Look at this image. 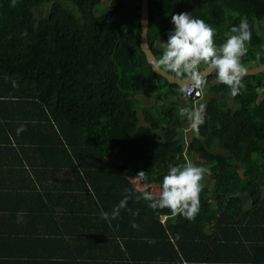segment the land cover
<instances>
[{"label": "trees", "instance_id": "trees-1", "mask_svg": "<svg viewBox=\"0 0 264 264\" xmlns=\"http://www.w3.org/2000/svg\"><path fill=\"white\" fill-rule=\"evenodd\" d=\"M101 2L0 0V161L16 157L0 165V210L39 219L52 213L49 203L63 204L57 215L92 237L71 248L60 237L67 264L113 247L126 264L264 263V72L244 75L233 108L212 96L198 133L183 137L181 87L156 74L139 45L140 0ZM181 12L211 25L217 45L247 19L252 35L241 63L264 62V0H149L156 59ZM210 88L230 91L218 81ZM142 93L153 102L142 103ZM193 154L212 186L203 185L194 220L138 199ZM130 177L146 187L136 190Z\"/></svg>", "mask_w": 264, "mask_h": 264}, {"label": "clouds", "instance_id": "clouds-1", "mask_svg": "<svg viewBox=\"0 0 264 264\" xmlns=\"http://www.w3.org/2000/svg\"><path fill=\"white\" fill-rule=\"evenodd\" d=\"M171 24L173 27L167 40L161 41V54L153 68L173 74L182 81L181 91L189 92L186 85H191V90H203L206 79L201 66L206 65L215 72L216 80L229 88L230 95L236 96L243 87L246 73L241 58L247 54V44L252 35L247 19H241L238 25L232 26L231 34L220 45L214 42L216 30L191 12L173 14ZM181 115L188 119L192 131L198 133L205 121L204 106L182 108ZM22 131L23 127L18 128L17 134ZM206 172L205 167L187 158L184 163L170 164L162 177L158 194L144 190L138 199L147 201L153 210L167 208L174 215L194 220L201 210L200 193ZM138 175L142 180L145 178L143 171ZM127 199L125 196L114 208L113 218L126 207ZM102 215L105 219L109 217L107 212Z\"/></svg>", "mask_w": 264, "mask_h": 264}, {"label": "crops", "instance_id": "crops-1", "mask_svg": "<svg viewBox=\"0 0 264 264\" xmlns=\"http://www.w3.org/2000/svg\"><path fill=\"white\" fill-rule=\"evenodd\" d=\"M160 45L161 42H159V46ZM204 66L206 65H202L201 68ZM215 83H217L216 79L206 82V85L203 88L202 97L195 101L182 98L178 94L175 101L177 112H181V109L185 107L195 108L200 105H203L205 110L208 100L212 96L225 101L231 108L235 107L236 102L233 100L232 95L231 106L226 99V95L229 94L230 91L226 94L212 91L210 87ZM147 103H150V100ZM182 132L183 137L187 134L193 133L188 119L182 128ZM184 141L188 142L189 138L185 137ZM5 155L6 156L3 160L0 161V165L14 162L16 159L15 155ZM196 157L199 159L198 161H201L197 155ZM191 161L194 162L195 160ZM55 191L53 192L54 197L57 196ZM73 200L81 199L76 198ZM39 207L44 209L41 202ZM49 207L52 213L46 214L45 212L43 213V216L39 217V219L32 218L28 213H25V211L9 212L0 210V264H67L63 262L64 256L59 250V247H62V243L60 242L61 236L62 241L70 243V248L72 245H77V247L78 245L90 246V243L87 240H92V237H81V229L78 227L80 222H78V226L68 227V224L57 215L58 212L60 213L64 210L63 204L59 205V203L53 202L49 203ZM44 216L46 221L42 219ZM164 217L165 215H161L162 219ZM113 244L114 243L111 244L110 242L106 243V248L110 250L112 248L111 245L113 246ZM46 246H49V248H56V251L51 250V252H47ZM115 249L116 247H113L110 252H104L102 254L91 253L88 255V253H85L78 256L75 252L74 256H77L78 258L74 263H71L70 261L68 264H126L129 259H127V254L124 255V253H122L124 256L121 257V261L116 262L118 252L114 253Z\"/></svg>", "mask_w": 264, "mask_h": 264}, {"label": "water", "instance_id": "water-1", "mask_svg": "<svg viewBox=\"0 0 264 264\" xmlns=\"http://www.w3.org/2000/svg\"><path fill=\"white\" fill-rule=\"evenodd\" d=\"M148 22H149V0H140V39H139V45L141 50L143 51L147 63H149L152 67V70L164 77L169 83H174L180 87H182V81L178 78H175L173 74H170L168 72L162 71V70H156L153 68V64L156 60V57L149 45L148 42ZM246 73L245 75H254L258 74L260 72H264V62L246 67ZM201 71L206 77L208 74H210L213 70L209 69L207 66H204L201 68Z\"/></svg>", "mask_w": 264, "mask_h": 264}, {"label": "rangeland", "instance_id": "rangeland-1", "mask_svg": "<svg viewBox=\"0 0 264 264\" xmlns=\"http://www.w3.org/2000/svg\"><path fill=\"white\" fill-rule=\"evenodd\" d=\"M109 1H110V0H102L101 3H102V4H107ZM219 95H221V94H219ZM138 99H140L142 103H147V102H149V100H150V103L153 102V98H152V97H151V98L148 97V96L145 95L144 93L140 94V95L138 96ZM151 99H152V100H151ZM226 99L229 101L230 106H231V105H232V101H231V95H230V92H229V94L226 95ZM139 114H140V118H141V117L143 116V115L141 114V111H139ZM142 119H143V118H142ZM187 136H189V134H187ZM219 148H220V146H219V144H217L216 147H215V149H219ZM190 160H199V159L196 157L195 154H193V155H191ZM130 180H131V182H132L134 188H135L136 190H138V191L146 187L145 185H143V184H142L138 179H136V178L130 177ZM202 184L205 185V186H207L210 190H212V189H211V188H212V186H211V180H209V177H208V174H207V173L205 174V177H204V180H203ZM150 190H151V192H152L153 194H157L159 189H158V186H157L156 184H151V186H150Z\"/></svg>", "mask_w": 264, "mask_h": 264}, {"label": "built area", "instance_id": "built-area-1", "mask_svg": "<svg viewBox=\"0 0 264 264\" xmlns=\"http://www.w3.org/2000/svg\"><path fill=\"white\" fill-rule=\"evenodd\" d=\"M190 91L189 92H182L181 88L179 90V96L185 99H191L193 101L199 99L202 97L203 94V90L201 91L200 89H195V90H191L192 86L191 85H186ZM264 264V263H262Z\"/></svg>", "mask_w": 264, "mask_h": 264}]
</instances>
